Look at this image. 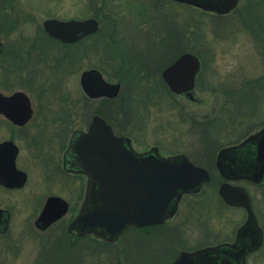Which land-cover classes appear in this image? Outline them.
Instances as JSON below:
<instances>
[{"label": "rangeland", "instance_id": "obj_1", "mask_svg": "<svg viewBox=\"0 0 264 264\" xmlns=\"http://www.w3.org/2000/svg\"><path fill=\"white\" fill-rule=\"evenodd\" d=\"M11 1L14 19L19 22L10 34L0 33V40L15 50L18 49L17 41L33 38L47 18L68 20L94 16L103 29L84 42L100 44V51L83 52L75 67H71V60L66 63L64 59L46 60L42 65L31 60L15 61L16 82L8 92L20 89L30 97L35 113L28 126H33L42 117V112L46 115L50 112L44 107L46 103L52 112L59 106L69 107L62 110L63 114L77 98L81 107L82 93L77 81L81 70L89 67L100 69L109 82L120 81L122 88L108 104L95 102L88 110L93 113L100 110L114 123L124 124V131L131 132L127 135L139 151L156 145L163 155L185 153L198 165L206 166L208 156H204V152L213 154L214 158L219 144L253 132L264 123V0H239L237 7L225 15L167 1L162 5L161 0H100L99 4L90 0ZM3 5H6L5 1L0 0V10ZM250 5L255 9L259 5L260 9L254 11ZM2 10L13 13L9 7ZM166 13L174 19V46L185 44L187 50L200 57L202 66L194 88V96L199 102L169 92L159 81L160 69L178 53L176 48L173 51L167 47L171 26ZM106 44L123 56L122 61L105 55ZM57 50L51 49L49 53H58ZM126 62L133 66L132 74L122 69ZM30 76L34 77L28 82ZM225 101L229 102L228 108L221 112ZM182 115L191 119L184 120ZM89 119L90 116L83 115L78 127L85 129ZM211 119L218 122V126H208L210 144L201 129ZM69 133L64 128L65 140ZM0 136H4L3 130ZM22 144L21 154H27L28 160L26 186L21 190L0 189L2 207L9 211L8 229L0 234V264H157L159 254L162 249L166 251L167 245L161 236L166 235L165 229H173L183 222L187 202L206 205L199 219L202 228L196 230L198 228L191 222L182 225V229L196 237L205 235L212 241L229 239L245 219L244 210L221 202L217 194L220 179L215 185L205 184L198 194L184 196L179 215L163 226L153 228L155 235L142 237L143 246L138 243L134 229L127 230L115 244L102 243L91 237L76 241L72 234L66 238L65 226L75 214L78 202L70 205L64 218L39 232L34 220L41 205L37 206L27 198V190L39 185L44 180V173L33 159H28L29 152L24 142ZM74 180L81 182L82 178ZM236 183L243 185L251 195L257 219L264 229V181L261 185L245 181ZM196 210L197 207V214L199 211ZM173 254L164 260L170 262ZM247 264H264V246L248 257Z\"/></svg>", "mask_w": 264, "mask_h": 264}, {"label": "water", "instance_id": "obj_2", "mask_svg": "<svg viewBox=\"0 0 264 264\" xmlns=\"http://www.w3.org/2000/svg\"><path fill=\"white\" fill-rule=\"evenodd\" d=\"M173 1L218 15L229 13L238 3V0ZM42 25L49 36L66 43L94 33L99 26L94 18H47ZM199 70L198 56L186 52L161 72V78L171 92H187L191 99L189 90L193 88ZM80 85L90 98H114L120 90L119 83L106 81L97 69L84 70ZM0 112L22 124L31 115L30 100L21 91L10 96L0 93ZM13 157L9 168H0V182L9 187H20L26 175L14 167ZM64 158L65 169L86 177L82 202L66 230L78 236L92 235L108 243L117 241L127 228L160 224L170 219L183 193H198L202 184L209 181L208 171L193 164L183 153L163 156L156 146L137 151L129 137L115 135L99 115L93 116L86 131L75 130L71 134ZM215 166L224 178L217 189L219 197L226 205L242 207L245 220L236 229L232 242L183 251L172 264H246L247 255L262 244L263 232L257 224L250 195L244 186L231 181L262 182L264 124L238 143L220 148ZM67 211L68 204L64 199L49 197L34 225L43 231ZM8 222L9 212L0 208V233L7 231Z\"/></svg>", "mask_w": 264, "mask_h": 264}, {"label": "flooded vegetation", "instance_id": "obj_3", "mask_svg": "<svg viewBox=\"0 0 264 264\" xmlns=\"http://www.w3.org/2000/svg\"><path fill=\"white\" fill-rule=\"evenodd\" d=\"M4 1H5L6 5L5 6L3 5L2 9L3 8L6 9L9 7V10L12 9L13 13H11V12H5L4 13L2 9L0 10V33L8 35L12 31L15 30L16 26L18 25L17 23L19 22V20L17 22L14 19V16H13L14 15V7L12 5L13 3H11L12 1L11 0H4ZM90 1L94 4L100 3V0H90ZM165 1H167V3H175V1H173V0H161V4L163 5V3ZM166 14H167V22L170 23V26H171V28L168 29L169 30L168 32L170 33L169 35H171V37L168 38L169 42H168L167 47L174 51V49L176 48L173 44V42L175 41V38H174V36H175L174 35V33H175L174 19H173V17H170L171 14H169V13H166ZM86 18H94L98 21V19L95 18L94 16H88ZM86 18H84V19H86ZM73 19L83 20L82 18H73ZM187 20H185V21H187ZM43 21L41 22V26L38 28V33L35 34L33 36V38H31L30 40H28V38H26L27 40H25L24 38H21L17 41V43H19L17 46L18 47L17 50H15L13 48H9L8 46H5L4 43L2 42V40H0V43H1V50H0V69H1L0 93L2 95L10 96L12 93H14L16 91H21L28 96V94L25 91L20 90V89L8 92L9 89L14 87V83L16 82L15 61L18 59H21L23 61L25 60L26 62L31 60V61H34L35 64L40 63L41 65L46 60L64 59L66 61V63H68L69 60H71V62H70L71 67H75L78 60H80L79 57L83 56L82 54H84V53L91 54L92 52H94L93 43L91 42L88 44H84V42H86L90 38H93L96 35L100 34L99 32L101 30V24L99 21H98L99 26H98L97 31H95L94 33H91L89 35L83 36L80 39H78L74 42H71V43H66V42H63L57 38L49 36L43 28V25H42ZM184 28H186V26ZM103 40H105V38ZM46 41L50 42L51 44L47 43ZM48 44H50V45H48ZM54 48L58 49L57 51H59V52L56 53V51H55V52H53L54 54L49 53V52H51V49L53 50ZM176 49L178 51L177 55L172 56V58L170 59L171 61L169 60L170 62L168 61V63L165 64V66L162 67L160 69V72H159L160 81H162V83L166 86V88L168 89L169 92H171V91L169 90V88L167 87V85L165 84L163 79L161 78V72L166 67H168L173 62H175V60L178 57H180L183 53L190 52V50H187L186 45L182 44V43H179V45L177 46ZM60 51H62V52H60ZM198 58L200 61V69H201L202 63H201L199 56H198ZM34 67H36V65ZM88 69H97L102 74V71L96 67H89V68H85V69L81 70V72L79 73V76H78L77 84L80 87V90L82 93L81 94L82 100H83L82 106L81 107L79 106L80 102H78V98H77L76 100H74L72 102V106L69 109V111L64 113V114H66V116H64L62 110H64V109L68 110L69 107L59 106L55 112H52L51 107L46 106L48 104V103H46V105L44 104V107H46L48 109L47 111H50V112H48L47 115L45 114V112H42V117H40L39 120L33 126H28L29 122L31 121V119L33 118V115L35 113L34 108L32 106L31 99L29 96H28V98L30 100L31 115L24 123L17 124L15 122H13L10 118H8L4 113L0 112V131L1 130L4 131V136H0V168L1 169L9 168L10 159L14 155V157H13L14 167L17 170L24 172L26 175V180L22 186H20V187H9V186H6L4 183L0 182V189H4L6 191L21 190L22 188H24L26 186V183H27L28 178H29V175L27 172L28 160H27V154H24V155L21 154L22 149L24 147L22 142H24L25 148L29 152L28 153V156H29L28 159H33L34 162L36 163V165L44 173L43 174L44 180L42 182H40L41 185L39 184L40 185L39 186L37 184V185L31 186L27 190V198H29V200L32 203H34L35 205H37V206L41 205V208H40L38 214L40 213V211H41L43 205L45 204L46 200L52 196L60 197V198L64 199L66 201V203L68 204V211L62 218H64L68 214L69 210L71 209V206H70L71 204L78 202L79 203L78 206L80 205V203L83 199V194H84V189H85V184H86V177L84 175L79 174V173L68 171L67 169L64 168V164H65L64 154H65L66 149L68 147L71 134L75 130L86 131L88 129V126H89L94 115H99L101 118H103L106 121V123L111 126L115 135L129 137L131 140L133 148L136 149L133 145L131 137L128 136L131 132L129 133V132L124 131V127H125L124 124H120L121 122L119 123L120 125H118V123H114V121L111 120L110 116L107 113H105L103 116L99 113H93V111H89L90 107H91L90 104H92V103L99 102L100 104H105V103L108 104L109 101H111L112 99H115L119 95V93L121 92V88H122L121 82L120 81L110 82V83H119L120 84V90H119L116 97H114V98H108V97L90 98L83 92L81 85H80V75L84 70H88ZM198 73L195 76L193 88L191 90H189L190 93H192V98L191 99L189 98V96L187 95V92H183V93L179 94L182 96H186L192 102H199L197 100V98L194 96V88L196 85ZM31 75H33V74H31ZM102 76H103V74H102ZM33 77L34 76H30V80H28V82H31L33 80ZM103 78H104V76H103ZM171 93H173V92H171ZM86 114L88 116H90V119L87 121L86 128L82 129V128L78 127V124L82 121V120L80 121V118ZM67 115H69V116H67ZM182 116H183L184 120L188 121L191 119V118H186L187 117L186 115H182ZM75 125H76V127H74ZM64 128L68 132L70 131L66 140L64 139V137L66 136L64 134ZM246 135H249V133H247ZM246 135H244L242 138H240V140H238L237 142L232 143V144L238 143L243 138H245ZM153 146H156V145H153ZM153 146H151V147H153ZM151 147H149L148 149H150ZM156 147L158 148V150L160 152L159 147L158 146H156ZM148 149H144L141 151H146ZM137 151H139V150H137ZM183 154H185V153H183ZM168 155H172V154H168ZM212 155L213 154H211V153L204 152V156H208L207 163L210 164V162L213 161L214 166H215L216 154H215L214 158H212ZM165 156H167V155H165ZM186 156H187L189 161H191L195 165H198L196 161L194 162L188 157V155H186ZM202 167L208 171V169L206 167H204V166H202ZM208 173H209V171H208ZM79 177L82 178L81 182L74 180V178L77 179ZM240 181H242V180H240ZM240 181H237V182H240ZM204 185L205 184L202 185V188L204 187ZM198 193H200V192H198ZM198 193H184L178 202L177 209H176L175 213L173 214V216L170 219H168L164 223L135 227V228H128L123 232V234L129 229H134L136 231L135 237H136V239L138 238V243H140V245L143 246L142 237L148 238V236L155 235L154 233L156 232V230H153V228L161 227L164 224H166L168 221L174 219L177 215H179V213L181 211V207L183 205L182 202H183L184 196L195 195ZM194 204H196V205H194ZM194 204H192V202H187L184 205L185 209L186 208H188V209H186V211H184L183 222L180 225H178L177 227H175L173 229H165L164 230V233L166 235L161 236V237H162V239H166V242H167V245L165 247L166 251H164V249H162L163 251H162L161 255L159 254V259L157 261V264H172L173 261L176 259V257L179 255V253H181L183 251L192 252V251L204 248V247L214 246V245L224 243V242L230 243L234 240L236 230L233 233V236L229 239L213 240L212 241V240H207L205 235L196 237V235H194V234H189L188 231L185 230V228L182 229V225H185V223H187V222H191L193 224L192 225L193 227L198 228L196 230H199L200 227L202 228V224H201L199 219H200V216H202V214L204 212L203 209L206 205H203L201 202H196ZM0 207L2 209L7 210L5 207H2V200H0ZM195 207H197V210L199 211L198 212L196 210L198 212L197 214L195 213ZM77 209H78V207H77ZM75 211L77 212V210H75ZM76 212H75V214H76ZM75 214L73 215V217L75 216ZM255 215H256V219H257L258 216L256 213H255ZM73 217H71L68 220V222ZM243 222L244 221H242L237 226V228ZM257 224L262 229L263 239H262V245L255 252L261 250V248H263V246H264V229L260 225L259 219H257ZM38 231L43 232L40 230H38ZM69 234L74 235L76 241H81V240H84L86 238L89 240L90 237L94 239V237L92 235H85V236L80 237V236H77L75 233H69ZM123 234L117 239V241L112 242V243H108V244L117 243L119 240L122 239ZM88 240H87V242L89 243ZM88 245L89 244H87V246ZM89 247L90 246H88V248ZM175 252H176V254L174 255L173 253H175ZM255 252H252V253L247 255L246 264H247L248 257ZM170 253H172L174 256L172 257V260L170 262H168L164 259L166 256H167V258H168V256L170 257V255H169Z\"/></svg>", "mask_w": 264, "mask_h": 264}, {"label": "trees", "instance_id": "obj_4", "mask_svg": "<svg viewBox=\"0 0 264 264\" xmlns=\"http://www.w3.org/2000/svg\"><path fill=\"white\" fill-rule=\"evenodd\" d=\"M249 7H252V9L255 11V10H257V9H260V7H259V5H257V8L255 9L254 8V5H250ZM262 12H264V5H263V9H262ZM103 29H102V27H101V30H100V32L102 31ZM99 32V33H100ZM104 41V40H103ZM103 41L101 40L100 41V43H102L103 44ZM100 45V44H99ZM99 45H98V43H96V45H95V42L93 43V47H94V51H100V49H99ZM106 47L107 48H105V51H106V54L105 55H108V58H110V59H112V60H119L120 59V61H122L121 60V58H123V56L121 55V54H119V53H115L114 51H112L111 50V48H110V46L109 45H107L106 44ZM104 50V49H103ZM119 65V64H118ZM117 65V66H118ZM205 65V64H204ZM122 69H127V71L126 72H131L130 74H132L133 72H134V70H133V66H131L130 64L128 65L127 64V62L125 63V65L124 66H122ZM121 68H119V71L120 70H122ZM160 81V80H159ZM227 103H229L228 101H225V102H223V105H222V107H221V112H223V110L224 109H226V108H228V105H227ZM96 113H99V114H101V115H103L104 116V114L105 113H103L102 111H100V110H96ZM220 114H222V113H220ZM230 117H231V115H230ZM216 118V117H215ZM230 119V121L232 120V118H229ZM211 120H213L214 122H212ZM210 121H208L205 125H203V127H202V129H201V132H202V134H204L205 135V137L208 139V141L210 142V144L212 143L211 142V134H210V130H209V127L208 126H211V124H212V126L213 125H215L216 124V127L218 126V122H215V120L214 119H211ZM210 124V125H209ZM219 124H221V123H219ZM246 135V134H245ZM244 135H242V136H239L238 138H235V139H233L232 141H229V142H227V143H222V144H219V146L218 147H221V146H224V145H228V144H232V143H235V142H237L238 140H240V138H242ZM212 158H213V155H212ZM204 166V165H203ZM204 167H206L207 169H208V171H209V173H210V181L208 182V184H213L214 183V185L215 184H217L218 183V181H220V179H221V177L219 176V174H218V172H217V170H216V168H215V166H214V163H213V161H211V163L210 164H208V165H206V166H204ZM217 179V180H216ZM216 180V181H215ZM263 181H264V179H263ZM261 184H263V182L261 183ZM260 184V185H261ZM69 235L70 234H68L67 232H66V234H65V236H66V238H68L69 237ZM96 241H99V240H96ZM100 242H102V241H100ZM103 243V242H102Z\"/></svg>", "mask_w": 264, "mask_h": 264}]
</instances>
